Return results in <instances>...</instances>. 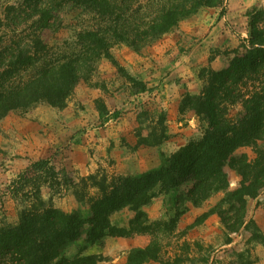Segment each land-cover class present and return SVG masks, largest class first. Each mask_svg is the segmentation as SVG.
Masks as SVG:
<instances>
[{
	"label": "trees",
	"instance_id": "1",
	"mask_svg": "<svg viewBox=\"0 0 264 264\" xmlns=\"http://www.w3.org/2000/svg\"><path fill=\"white\" fill-rule=\"evenodd\" d=\"M221 0H17L1 8L0 29L28 27L26 33H13L3 44L0 36V120L9 112L26 110L39 102L62 108L77 82L89 74L101 56L112 59L113 44L123 42L135 50L150 44L191 17L201 7H214ZM77 10L92 16L93 24L76 32L75 46L55 54L43 38V30L64 25L67 12ZM65 13L63 14V12ZM249 34L243 51L234 50L228 65L210 69L198 93H188L185 107L203 125L202 136L191 140L155 167L133 175H109L97 171L71 175L62 166L58 182L77 203L86 208L66 211L42 198L40 182L55 181L51 158L31 162L12 181L10 191L30 203L21 208L16 224L0 227V264H98L106 258L101 253H87L88 246L105 236L128 237L148 231V219L141 207L158 191H178V199L197 206L218 191H225L215 206L201 214L216 213L226 231L249 233L247 243L264 246V234L247 216V199L264 189V10L249 14ZM23 29V28H22ZM115 61V60H114ZM144 90V89H143ZM240 104L231 118L227 104ZM164 115L159 117L162 124ZM137 145L154 146L165 139L163 128L148 136L137 134ZM250 148L253 156L238 152ZM225 167L233 170L239 181L230 189ZM32 184L35 190H23ZM227 206V208H223ZM128 207L134 216L127 226L112 223L110 217ZM82 238L83 245L72 256L65 255L71 243ZM251 247L236 252L235 264H253ZM159 247L148 244L132 248L125 263L155 261L172 264L159 257ZM177 260H179L177 258ZM207 258L198 261L207 262Z\"/></svg>",
	"mask_w": 264,
	"mask_h": 264
},
{
	"label": "rangeland",
	"instance_id": "2",
	"mask_svg": "<svg viewBox=\"0 0 264 264\" xmlns=\"http://www.w3.org/2000/svg\"><path fill=\"white\" fill-rule=\"evenodd\" d=\"M6 2L13 4L17 0H0V12ZM255 10H264V0H221L217 6L201 7L194 15L180 20L176 27L140 50L123 42L113 44L109 49L112 59L103 56L97 59L93 70L77 82L64 107L39 102L26 110H15L12 114H27L31 119L37 117L38 120L42 118L47 126V157L51 158V166L54 167V175L51 176L55 181L52 184L40 182L42 198L49 201L52 196L50 202L55 207L66 211L78 209L83 215L86 213V208L67 192L71 189H67L62 181L56 183L61 165L66 166L71 175L77 170L70 161V153L74 150H79L82 158L87 159V165H92L89 172L81 176L103 170L109 175H133L159 166L165 156L200 138L203 125L185 107L183 99L186 94L194 93L190 85L195 86V80H202L201 83L197 81L196 87L202 88L208 71L213 69L212 62L217 66L225 64L226 67L234 56V50L243 51L242 45H246L249 34V14ZM67 14L64 25L42 31L44 40L53 46L55 54L75 46L76 32L94 23L92 16L81 15L77 10H69ZM29 30L30 26L29 29H0V36L6 32L1 46L8 43L13 33L23 34ZM226 106L231 118H235L241 109L238 103ZM162 115L164 120L160 125L159 117ZM162 128L165 139L160 144L137 145V134L148 136L151 131L159 133ZM238 152L253 156L250 148H240ZM225 169L229 187L233 189L240 178L230 168ZM10 184L2 190L9 198L1 199L2 205L5 203L8 208H0V227L16 224L21 208L31 200L22 201L21 193L16 195L10 191ZM23 190L35 189L32 184H27ZM4 192L2 195H5ZM178 193L176 190L167 193L158 191L150 202L141 207L150 225L147 232L138 234L149 239L147 245L159 247L162 260H169L172 264H232L237 259L235 250L243 253L246 248H253L252 242L247 243L249 233L244 230L239 237L230 233L236 243L226 247H222L226 239L225 229L223 234L209 228L198 230L210 240L207 245L204 241L193 240L194 230L190 228L195 221L184 225L181 215L186 202L178 199ZM215 194L217 204L225 191ZM253 203L250 201L251 207ZM133 216L134 212L125 207L114 212L110 219L128 224ZM83 243L82 238L71 243L65 249V255H74ZM117 248L98 264L125 263L132 248L127 250L124 245ZM200 258L208 260L204 263L198 261ZM144 264L162 263L146 261Z\"/></svg>",
	"mask_w": 264,
	"mask_h": 264
},
{
	"label": "crops",
	"instance_id": "3",
	"mask_svg": "<svg viewBox=\"0 0 264 264\" xmlns=\"http://www.w3.org/2000/svg\"><path fill=\"white\" fill-rule=\"evenodd\" d=\"M211 67L215 70H219L224 68L225 64L217 66V64L212 62ZM197 81L201 83L202 80L198 79ZM197 81L195 80L194 87L190 85L191 91L194 93H198L201 90V86L200 88H196L198 85ZM37 109L38 108H36V110ZM13 112L14 111L9 112L0 120V208L3 206L2 209L8 208L5 203L2 205V200L9 198V195L2 190H5V187H8L7 185L17 178L18 174L23 172L31 162L47 157L48 151V141L46 139L47 126L42 122V118H39V120L37 117L36 119H31L30 116H26V113H24L26 115H14L12 114ZM78 152L79 150H74L70 153L72 159H70L71 164L77 169H75L76 173L86 174L89 172L88 169L92 167V165H87V159L84 160ZM3 192L5 195H2ZM250 201L254 202L252 207L250 206ZM215 204L216 194H213L206 201L197 206L187 201L184 204L185 209L181 215V219L185 222L184 225L187 226L193 223L201 214L208 212ZM247 216L254 220L264 234V189L256 197L247 199ZM13 223H15V221H13ZM112 223L118 226H127V223L119 221H113ZM207 228L211 231L212 229H214L215 232L219 231L220 234L224 233V227L218 215L216 213H210L199 223H194L193 227L190 228V230H194L192 239H196L201 243L204 241L206 244V242L210 240L207 239L206 234L203 235L201 232H198V230L203 231ZM240 234L241 233L236 234L237 237H239ZM148 240V238H144V236L140 234H133L128 237L105 236L101 241L88 246L86 251L87 253H101L106 256L111 255L113 250L118 249L117 247H119V245H124L128 250L133 247H143L147 245L149 242ZM234 242L236 243V239L235 241L232 240L230 243L224 242L222 247H226ZM252 245L253 248L251 247V252L254 257L253 264H264V246L260 243H253Z\"/></svg>",
	"mask_w": 264,
	"mask_h": 264
}]
</instances>
